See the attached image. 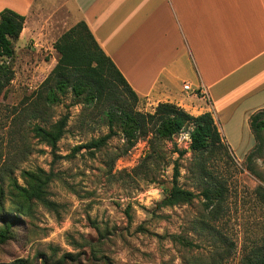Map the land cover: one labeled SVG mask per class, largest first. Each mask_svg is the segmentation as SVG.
I'll return each instance as SVG.
<instances>
[{"label":"rangeland","instance_id":"1","mask_svg":"<svg viewBox=\"0 0 264 264\" xmlns=\"http://www.w3.org/2000/svg\"><path fill=\"white\" fill-rule=\"evenodd\" d=\"M53 45L46 35L18 38L13 79L0 91V227L12 222L11 237L0 243V264H244L251 249L264 244V152L256 159L257 176L244 160L255 144L251 130L236 124L223 131L232 157L211 163L227 188L220 213L209 212L201 195L162 205L176 162L179 185L201 190L190 129L162 141L146 161L147 138L117 156L125 143L118 126L101 148L82 147L109 132L105 107L84 104L71 91L42 106L39 86L59 58ZM155 107L141 98L134 106L141 112ZM64 115L65 133L53 150L33 127ZM32 175L42 179L44 192L28 200L19 187L35 185Z\"/></svg>","mask_w":264,"mask_h":264},{"label":"crops","instance_id":"2","mask_svg":"<svg viewBox=\"0 0 264 264\" xmlns=\"http://www.w3.org/2000/svg\"><path fill=\"white\" fill-rule=\"evenodd\" d=\"M4 8L26 16L20 39L55 42L85 21L141 99L211 111L222 134L250 129L264 108V0H0ZM201 87L205 96L193 92Z\"/></svg>","mask_w":264,"mask_h":264},{"label":"trees","instance_id":"3","mask_svg":"<svg viewBox=\"0 0 264 264\" xmlns=\"http://www.w3.org/2000/svg\"><path fill=\"white\" fill-rule=\"evenodd\" d=\"M26 16L10 8L0 11V91L13 79L14 70L11 61L15 56L14 42L20 37ZM59 53L56 65L41 83L38 96L43 107L58 104L62 96L71 91L84 104H102L109 132L82 145L88 149L101 148L116 134L115 127L121 128L125 138L122 150L117 156L131 150L140 138H147L149 151L143 160L150 159L159 151L162 141L171 140L174 135L189 128V148L194 155L199 193L184 188L177 182L178 163L174 165L172 187L162 200V205H177L192 201L198 195L209 212L220 213L225 198L226 185L215 175L211 163L221 156L231 158V148L222 134L211 111L198 115L191 114L183 107L172 102H160L153 112H141L134 106L139 96L132 89L124 75L97 42L85 21H79L65 31L55 42ZM44 121L45 110H42ZM68 116L64 115L48 125L36 124L35 135L55 150L65 133ZM250 130L255 144L245 156V166L257 176L256 159L264 152V108L249 116ZM28 174V172H26ZM35 185L30 188L20 186L24 196L31 200L41 198L42 179L32 175ZM264 200V189L260 192ZM23 214L22 211H20ZM11 223L6 220L0 227V243L11 237ZM182 242L181 236H176ZM244 264H264V244L251 249Z\"/></svg>","mask_w":264,"mask_h":264},{"label":"built area","instance_id":"4","mask_svg":"<svg viewBox=\"0 0 264 264\" xmlns=\"http://www.w3.org/2000/svg\"><path fill=\"white\" fill-rule=\"evenodd\" d=\"M184 89L191 90L192 88H191V86L189 84H184ZM193 92H196L200 96H205V94H206L202 87L199 88L198 91L196 89H193Z\"/></svg>","mask_w":264,"mask_h":264},{"label":"water","instance_id":"5","mask_svg":"<svg viewBox=\"0 0 264 264\" xmlns=\"http://www.w3.org/2000/svg\"><path fill=\"white\" fill-rule=\"evenodd\" d=\"M189 149H191V148H189Z\"/></svg>","mask_w":264,"mask_h":264}]
</instances>
